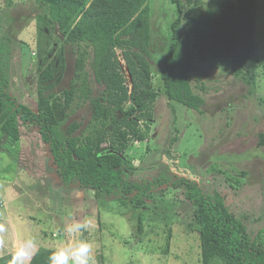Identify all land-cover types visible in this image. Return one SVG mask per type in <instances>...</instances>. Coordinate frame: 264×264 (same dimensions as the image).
Masks as SVG:
<instances>
[{
  "label": "trees",
  "instance_id": "1",
  "mask_svg": "<svg viewBox=\"0 0 264 264\" xmlns=\"http://www.w3.org/2000/svg\"><path fill=\"white\" fill-rule=\"evenodd\" d=\"M35 1L41 9L35 16L41 41L37 44L39 69L44 67L37 95L32 97L35 107L11 94L0 43L1 133L19 141L23 125L37 127L62 184L78 183L95 197L110 198L133 213L135 237L144 232L147 219H155L147 212L150 201H156L159 187L170 184L182 191L184 202L190 205L188 227L199 234L201 264H264V226L252 234L218 190L208 192L192 178L174 179L168 170L149 179H131L128 172L132 166L127 158L134 141L148 138L161 90L174 112L175 103L201 110L205 97L195 92L194 86L204 85L193 83L201 74L193 72L196 58L227 62L236 77L256 84L259 69L264 66L257 41V17L263 2L170 0L176 5V16L170 23V41L161 60L162 87H154L155 72L150 61L154 32L148 0ZM56 42L77 44L76 76L64 90L61 108L52 102L54 94L45 93L56 87L65 67L64 44L50 58ZM89 55L94 81L102 86L95 96L85 70ZM75 96L90 101L94 121H102L103 125L113 121L109 134L100 129L79 134L81 122L77 120L70 122L65 132L61 130ZM257 136V146L264 149V131ZM178 140L176 128L168 153ZM159 204L162 202L156 204L160 211H154L158 220H170L173 213L175 219L179 215L176 210H167L166 204L159 209ZM171 238L172 228L168 227L166 251ZM52 250L40 246L31 264H49ZM9 260L10 253L0 256V264H8Z\"/></svg>",
  "mask_w": 264,
  "mask_h": 264
},
{
  "label": "rangeland",
  "instance_id": "2",
  "mask_svg": "<svg viewBox=\"0 0 264 264\" xmlns=\"http://www.w3.org/2000/svg\"><path fill=\"white\" fill-rule=\"evenodd\" d=\"M186 1V0H183ZM257 17L258 56L264 62V0ZM10 3V4H9ZM153 21L154 39L150 61L155 72L154 87H162L161 60L170 41V23L176 5L170 0H148ZM35 0H0V43L9 88L18 101L34 106L42 69L37 54L39 14ZM46 10V9H45ZM65 47V67L57 78L52 102L64 106V90L76 76L77 44L56 42L54 55ZM88 56L86 73L93 96L102 86L94 81ZM195 92L205 97L201 110L175 103L172 110L161 90L154 104V119L148 138L134 141L127 158L132 166L131 179H149L168 170L172 178L184 176L197 180L208 192L218 190L230 209L242 218L252 234L264 226V149L257 146L258 133L264 131V66L259 69L255 85L236 77L230 64L195 59ZM130 79V78H129ZM131 80H128L130 84ZM132 90V89H131ZM129 105V103H128ZM35 107V106H34ZM77 120V133H110L113 121H94L90 101L75 96L61 130ZM178 130L179 140L166 151ZM13 149V150H12ZM48 146L37 127L25 124L21 138L12 141L0 131V222H7L9 232L0 256L11 251L13 239L32 236L37 248H57L70 239H87L93 243L95 264H201L199 234L191 231L190 205L180 189L162 184L156 201H150L155 219L145 221L144 232L133 236L136 222L131 212L118 207L110 198H97L78 183L62 184L49 156ZM18 162V163H17ZM166 173V171H164ZM157 190V189H156ZM115 202V204H114ZM164 204L179 212L170 220H158L154 211ZM124 213V215L122 214ZM179 217V218H178ZM100 218V219H99ZM75 221H91L90 228L79 237L70 238L65 226ZM172 228L168 251L167 229ZM53 232V233H52Z\"/></svg>",
  "mask_w": 264,
  "mask_h": 264
},
{
  "label": "clouds",
  "instance_id": "3",
  "mask_svg": "<svg viewBox=\"0 0 264 264\" xmlns=\"http://www.w3.org/2000/svg\"><path fill=\"white\" fill-rule=\"evenodd\" d=\"M91 221H75L65 226V232L70 238L79 237L82 231L90 228ZM8 224L0 222V246L8 239ZM93 243L87 239H72L66 245L55 248L48 257L49 264H95ZM37 244L34 237L21 236L11 243L10 260L8 264H31L36 254Z\"/></svg>",
  "mask_w": 264,
  "mask_h": 264
},
{
  "label": "water",
  "instance_id": "4",
  "mask_svg": "<svg viewBox=\"0 0 264 264\" xmlns=\"http://www.w3.org/2000/svg\"><path fill=\"white\" fill-rule=\"evenodd\" d=\"M131 89H133V86H131Z\"/></svg>",
  "mask_w": 264,
  "mask_h": 264
},
{
  "label": "crops",
  "instance_id": "5",
  "mask_svg": "<svg viewBox=\"0 0 264 264\" xmlns=\"http://www.w3.org/2000/svg\"><path fill=\"white\" fill-rule=\"evenodd\" d=\"M9 253V252H8Z\"/></svg>",
  "mask_w": 264,
  "mask_h": 264
}]
</instances>
